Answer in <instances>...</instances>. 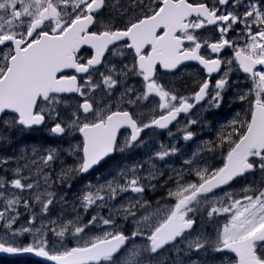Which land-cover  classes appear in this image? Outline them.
Returning <instances> with one entry per match:
<instances>
[{"label":"snow or ice","instance_id":"6c2138e0","mask_svg":"<svg viewBox=\"0 0 264 264\" xmlns=\"http://www.w3.org/2000/svg\"><path fill=\"white\" fill-rule=\"evenodd\" d=\"M0 255L264 264V0H0Z\"/></svg>","mask_w":264,"mask_h":264},{"label":"flooded vegetation","instance_id":"af4514ba","mask_svg":"<svg viewBox=\"0 0 264 264\" xmlns=\"http://www.w3.org/2000/svg\"><path fill=\"white\" fill-rule=\"evenodd\" d=\"M189 66L184 68L181 73H180V77L184 78V79H189L190 77H193L194 75H196L199 72V68L196 66V63H189ZM235 80L234 83H239L241 85V87H243L247 81L244 79V74L241 72H236L235 74ZM179 78V77H178ZM166 79H173L172 77H166ZM245 107H247L245 105ZM238 108L240 109V107L236 104H232V105H228V104H224L223 108L216 110L215 112H210L208 114H232L233 112L237 111ZM222 117L219 118V120H221ZM49 141V140H48ZM27 143H31V142H38L41 144L46 143V133L43 129H40L36 132L32 133V138L28 139L26 141ZM163 193V191L158 190L157 191V197L161 196ZM159 199H162V197H160ZM70 246H72L70 244Z\"/></svg>","mask_w":264,"mask_h":264},{"label":"rangeland","instance_id":"374dc122","mask_svg":"<svg viewBox=\"0 0 264 264\" xmlns=\"http://www.w3.org/2000/svg\"><path fill=\"white\" fill-rule=\"evenodd\" d=\"M226 104H228V105H232V104H233V102L231 101V97L228 98V102H226ZM238 111H240L239 108H238ZM234 114H235V113H234ZM234 114L229 115V120L231 119V117H232ZM213 117H215V115H214L213 113H211V114H207V117H206V118H207L208 121H210L211 118H213ZM221 123H224V122H221ZM219 124H220V123H218L217 126H219ZM196 131H197V134L200 135V136H203L204 139H208L209 137H213V138H214V129H210V128H208V127H204L203 129L197 128ZM48 142H49V141H48V138H47V136H46V143H44V144H47ZM159 142H160V139L157 138V139H156V143H159ZM169 142H170V141H168L167 138H164V143H169ZM171 142H175V141H171ZM31 143H36V142H31ZM31 143H29V144H31ZM181 146L183 147V145H181ZM194 146H195V145H193V147H194ZM149 150L154 151L155 149L152 148L151 145H150V149H149ZM111 164H112V162H109V165H106L105 168H109V167H111ZM104 171H105V169H101V170H100V173H95L94 176H98V175H100L101 173H103ZM250 179H251V178H250ZM79 187H80L79 184L75 185L74 190H75V189H78ZM164 197H165V194H163V198H164ZM156 201H158V200L153 201V203H155ZM69 246H70V245H69Z\"/></svg>","mask_w":264,"mask_h":264},{"label":"trees","instance_id":"16d2710c","mask_svg":"<svg viewBox=\"0 0 264 264\" xmlns=\"http://www.w3.org/2000/svg\"><path fill=\"white\" fill-rule=\"evenodd\" d=\"M18 261L19 260L16 259L0 258V264H21V262ZM36 262L35 260L26 259L22 264H36Z\"/></svg>","mask_w":264,"mask_h":264},{"label":"bare ground","instance_id":"6f19581e","mask_svg":"<svg viewBox=\"0 0 264 264\" xmlns=\"http://www.w3.org/2000/svg\"><path fill=\"white\" fill-rule=\"evenodd\" d=\"M0 258H8V259H16L19 260L18 262H25L26 259H31V260H35V261H42L37 257H31V256H21V257H8V256H0Z\"/></svg>","mask_w":264,"mask_h":264},{"label":"water","instance_id":"95a60500","mask_svg":"<svg viewBox=\"0 0 264 264\" xmlns=\"http://www.w3.org/2000/svg\"><path fill=\"white\" fill-rule=\"evenodd\" d=\"M0 256H8V255H0ZM26 256H31V257H35L33 255H26ZM8 257H13V256H8ZM38 258V257H37ZM40 260H43V258H39Z\"/></svg>","mask_w":264,"mask_h":264}]
</instances>
